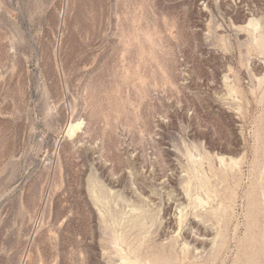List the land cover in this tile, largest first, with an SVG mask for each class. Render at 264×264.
<instances>
[{"label": "rangeland", "instance_id": "374dc122", "mask_svg": "<svg viewBox=\"0 0 264 264\" xmlns=\"http://www.w3.org/2000/svg\"><path fill=\"white\" fill-rule=\"evenodd\" d=\"M201 174L210 200L176 253L222 202L206 264H235L264 188V0H0V264H112L103 216L127 233L141 208L160 242Z\"/></svg>", "mask_w": 264, "mask_h": 264}, {"label": "bare ground", "instance_id": "6f19581e", "mask_svg": "<svg viewBox=\"0 0 264 264\" xmlns=\"http://www.w3.org/2000/svg\"><path fill=\"white\" fill-rule=\"evenodd\" d=\"M245 27L252 34L259 29V23L256 20L251 19ZM245 27L244 30L247 31ZM258 36L259 37L256 36L257 38H255L256 43H262L261 36ZM79 127L80 122L74 123V121H69L65 133H67L68 136L72 132V136ZM190 159L193 163L198 165L202 162L201 159H195V157L192 156ZM216 160H218L220 166L225 170L233 171L234 166L239 164V160L233 159L232 157L217 156ZM198 174H200L199 171ZM182 180H184V178ZM196 182V186L201 191L199 194L193 193V182L191 180L186 183L184 182L185 184L182 187L183 195L181 194L182 196L181 198L179 197V199L187 200L188 205L184 206L181 204L182 202L177 204L171 220L174 231L160 242L145 239L144 234L148 232H146L147 226L144 221L143 211H137L141 208L132 209V215L128 218V222H126L127 227L125 226V228H127V233L119 234L120 232L118 233L111 225H109L106 218L103 216V231L107 233H104L105 235H109V238H106L107 241L103 244V258L112 264H206V261L210 257L217 260L216 258L221 254L226 244V232H220L217 230L218 228H216V225H219L221 221H223L224 213L228 208L226 206L227 204L224 205L222 202L217 206L210 207L209 210H206L205 215L201 216L202 219L198 221L195 219L192 220V223L195 225L190 227V232L185 235L186 240L179 245L181 253L183 254L182 258H179L176 253V246L178 245L177 238L182 231L183 222L187 217L186 209L192 205L195 210H198L200 207H205L210 200V193L212 192L210 180L205 175L202 176L201 174L196 175ZM106 193L107 190H105L104 194ZM94 196L101 202L100 197L102 195L100 197L96 195ZM142 198H139L140 201L144 206H148V201L145 200V198ZM250 206V216L252 218L251 221H249L250 225L248 234L244 245L240 249L239 259L235 264H264V232L256 230V218L257 215H259L258 211L259 209H262L264 212V188L251 200ZM195 215L196 217L200 216L197 213ZM212 221H215V223H212ZM117 225H119V223ZM131 236H134L133 240H131ZM16 261L17 260H15V262ZM17 262H19V260Z\"/></svg>", "mask_w": 264, "mask_h": 264}]
</instances>
